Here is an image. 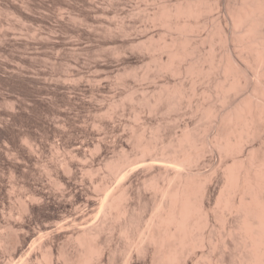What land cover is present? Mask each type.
Returning <instances> with one entry per match:
<instances>
[{
  "label": "bare ground",
  "instance_id": "6f19581e",
  "mask_svg": "<svg viewBox=\"0 0 264 264\" xmlns=\"http://www.w3.org/2000/svg\"><path fill=\"white\" fill-rule=\"evenodd\" d=\"M157 6L147 17L164 32L157 44L144 41L153 67L148 75L177 81L136 101L148 114L185 104L196 119L174 134L159 124L155 134L142 127L131 145L144 166L156 167L141 181L150 193V206L143 203L150 213L135 215L140 200L130 159L108 158L105 170L122 179L118 191L105 192L100 203L78 198L89 214L99 205L106 220L72 228L66 219L44 225L40 234L53 232L70 244L40 239L20 264H116L120 257L126 264H264V0H161ZM184 78L208 84L187 93ZM194 96L200 99L193 104ZM109 230L120 232L119 243Z\"/></svg>",
  "mask_w": 264,
  "mask_h": 264
},
{
  "label": "rangeland",
  "instance_id": "374dc122",
  "mask_svg": "<svg viewBox=\"0 0 264 264\" xmlns=\"http://www.w3.org/2000/svg\"><path fill=\"white\" fill-rule=\"evenodd\" d=\"M160 1L0 0V264H20L40 239L70 244L53 232L40 234L44 225L66 219L72 228L106 220L99 205L89 214L78 198L100 203L105 192L118 191L121 176L105 170L108 158L135 162L130 165L135 201L140 200L135 215L150 213V193L143 192L141 181L156 167L144 166L131 145L142 127L155 134L161 125L174 134L196 119L185 104L182 111L148 114L139 103L157 95L160 84L177 81L168 74L155 80L148 75L153 67L145 45L159 43L164 28L147 16ZM182 80L187 93L195 84L198 93L208 84ZM75 215L79 219L72 222ZM117 231L112 239L119 243Z\"/></svg>",
  "mask_w": 264,
  "mask_h": 264
}]
</instances>
